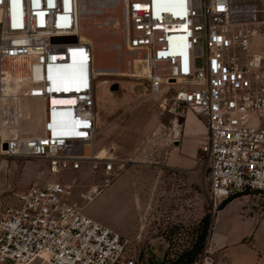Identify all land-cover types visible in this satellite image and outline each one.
<instances>
[{
  "label": "built area",
  "instance_id": "2783aa9c",
  "mask_svg": "<svg viewBox=\"0 0 264 264\" xmlns=\"http://www.w3.org/2000/svg\"><path fill=\"white\" fill-rule=\"evenodd\" d=\"M111 1L126 71L133 60L147 68V98L166 89V141L183 138L187 111L206 122L197 153L212 211L232 194L264 195V54L250 50L264 0ZM80 27L79 0H0V157L42 160L52 176L89 169L107 188L119 172L114 159L96 155L95 55ZM16 58L29 63L28 97L44 101L40 133L26 138L18 128L5 133V72ZM101 191L75 194L56 179L20 193L0 217V264H133L128 240L84 214ZM198 264H213L207 246Z\"/></svg>",
  "mask_w": 264,
  "mask_h": 264
},
{
  "label": "rangeland",
  "instance_id": "374dc122",
  "mask_svg": "<svg viewBox=\"0 0 264 264\" xmlns=\"http://www.w3.org/2000/svg\"><path fill=\"white\" fill-rule=\"evenodd\" d=\"M110 29L113 33L103 32L109 36L100 39L122 42L121 27L116 25ZM254 29L256 34L250 40V50L264 54V27L256 25ZM91 46L94 67L99 68L97 50ZM109 53L108 65L112 67L117 52L114 49ZM124 60L122 58L121 69L126 71ZM12 61V65L10 62L7 65H22V61ZM196 66H201L200 58ZM144 84V76H96L94 116L99 132L95 148L105 149L119 172L109 187L103 188L99 173H90L89 169L52 176L42 160L0 157V217L16 204L20 193L57 179L69 184L75 194L83 190H102L85 207L84 214L128 240L126 259L133 264H149V260L154 259L171 261L189 251L202 233L203 220L207 218L203 250L208 245L214 214L203 183L205 165L199 161L197 153L193 166L186 170L170 166L168 156L172 146L166 141L170 116L161 114L159 108L166 89L147 98ZM114 85L117 89L112 90ZM156 128L159 136L153 137ZM90 152L89 147L85 148V156Z\"/></svg>",
  "mask_w": 264,
  "mask_h": 264
},
{
  "label": "bare ground",
  "instance_id": "6f19581e",
  "mask_svg": "<svg viewBox=\"0 0 264 264\" xmlns=\"http://www.w3.org/2000/svg\"><path fill=\"white\" fill-rule=\"evenodd\" d=\"M79 15L81 27L78 37L81 41L93 45L97 50V61L100 66L99 68H95V73L98 77H143L147 72V68L144 65L139 66L140 62L137 60H133L134 73L121 69L122 58L125 57V54L119 53L118 50L123 45V39L122 42H108L109 40L103 42V40L100 39L101 37L107 39L109 35L103 32H111L112 34L113 30L110 28L113 26L116 27V25H119L122 21L118 8L115 7V4L111 0H79ZM119 33L122 38V32ZM114 49L117 54L115 56V65L111 67L108 65L111 58L109 51ZM13 60L22 61V65H15L14 63L15 66H6V86L4 93L7 96L5 108L9 121L5 133H12L18 128L25 138L28 136H36L41 130V123L44 116V101L38 97H28L30 91L34 88L29 72L28 60L23 58H16ZM9 62L12 65L13 61ZM62 71L64 73H62ZM59 73L62 79L67 78L68 75L72 73V65L69 64L65 66L64 70H60ZM96 155L102 160L113 159L107 158V151L105 149H99Z\"/></svg>",
  "mask_w": 264,
  "mask_h": 264
},
{
  "label": "crops",
  "instance_id": "0c3cea01",
  "mask_svg": "<svg viewBox=\"0 0 264 264\" xmlns=\"http://www.w3.org/2000/svg\"><path fill=\"white\" fill-rule=\"evenodd\" d=\"M205 133V120L187 111L184 136L168 156L170 166L182 170L193 166ZM107 156L112 158L108 152ZM222 202L213 214L208 238L207 252L213 264H264V195L232 194Z\"/></svg>",
  "mask_w": 264,
  "mask_h": 264
},
{
  "label": "trees",
  "instance_id": "16d2710c",
  "mask_svg": "<svg viewBox=\"0 0 264 264\" xmlns=\"http://www.w3.org/2000/svg\"><path fill=\"white\" fill-rule=\"evenodd\" d=\"M223 203L224 202L220 204L219 208L223 205ZM207 224H208V219L205 218L203 220V225H204L203 231L200 234V236L197 238V240L194 242V244L192 245L189 251L180 254L176 259L171 261H166L165 259L158 261L154 259V261L149 260V264H195L198 261V259L201 258L202 246L207 231Z\"/></svg>",
  "mask_w": 264,
  "mask_h": 264
},
{
  "label": "water",
  "instance_id": "95a60500",
  "mask_svg": "<svg viewBox=\"0 0 264 264\" xmlns=\"http://www.w3.org/2000/svg\"><path fill=\"white\" fill-rule=\"evenodd\" d=\"M170 83H173V81H170ZM115 89H117V86H116V85H114V86L112 87V90H115ZM178 144H179V141H175V142L173 143L174 146H177Z\"/></svg>",
  "mask_w": 264,
  "mask_h": 264
},
{
  "label": "clouds",
  "instance_id": "9594fccd",
  "mask_svg": "<svg viewBox=\"0 0 264 264\" xmlns=\"http://www.w3.org/2000/svg\"><path fill=\"white\" fill-rule=\"evenodd\" d=\"M73 68V67H72Z\"/></svg>",
  "mask_w": 264,
  "mask_h": 264
}]
</instances>
